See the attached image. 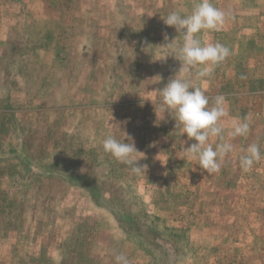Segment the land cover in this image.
<instances>
[{"label": "rangeland", "instance_id": "1", "mask_svg": "<svg viewBox=\"0 0 264 264\" xmlns=\"http://www.w3.org/2000/svg\"><path fill=\"white\" fill-rule=\"evenodd\" d=\"M191 7L0 0V264H116L117 254L129 264H264V96L229 94L254 87L238 76L180 69L182 36L163 18ZM174 75L209 106L226 98L219 123L233 150L217 173L182 151L195 140L159 110ZM233 118L247 136H228ZM108 136L133 138L145 175L103 151ZM253 143L262 159L245 172Z\"/></svg>", "mask_w": 264, "mask_h": 264}, {"label": "clouds", "instance_id": "2", "mask_svg": "<svg viewBox=\"0 0 264 264\" xmlns=\"http://www.w3.org/2000/svg\"><path fill=\"white\" fill-rule=\"evenodd\" d=\"M230 14L215 7L211 0H198L193 4L191 12L182 14L181 11L173 10L163 18L164 24L173 27L182 36V44L174 48L180 69L189 73L192 69H198L197 77H210L220 63L229 55L230 49L220 43L204 44L197 34L203 31H219ZM165 40L168 37L165 35ZM172 48V41L165 44ZM200 66H203L202 68ZM179 69V70H180ZM160 98V112L168 113L175 120V128L180 130V135L186 134L188 139L195 140L186 149L182 150L190 159L207 174L217 173L222 166L223 158L232 152L233 145L224 142L223 128L220 125L222 118L228 116L226 110V98L218 95L214 103L209 106V97L198 87H193L190 81L174 75L168 82L158 90ZM249 124L246 120L233 118L231 138L247 136ZM209 138H217L215 148L209 143ZM128 142L118 140L114 136L106 137L102 142L103 151L110 155L116 162L129 167L133 174H143L147 170L146 164H139L140 159L134 158V153L139 152L131 136ZM262 159L258 143L250 144L244 155L240 157V167L249 171L254 164ZM116 264H129L124 254L115 256Z\"/></svg>", "mask_w": 264, "mask_h": 264}, {"label": "crops", "instance_id": "3", "mask_svg": "<svg viewBox=\"0 0 264 264\" xmlns=\"http://www.w3.org/2000/svg\"><path fill=\"white\" fill-rule=\"evenodd\" d=\"M211 1L216 3L217 8L230 14L221 30L215 31L218 35L208 34L202 38L204 44L220 43L230 49V55L215 67L212 75L238 76L244 83H251L254 87L235 85L229 94H237L242 98L243 95H253L254 99H263L264 0ZM196 2L198 0H191V6ZM245 96L243 99H246ZM248 99H252L251 96ZM256 115L261 117L260 114Z\"/></svg>", "mask_w": 264, "mask_h": 264}]
</instances>
